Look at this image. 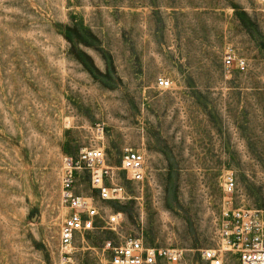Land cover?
<instances>
[{
	"label": "rangeland",
	"instance_id": "1",
	"mask_svg": "<svg viewBox=\"0 0 264 264\" xmlns=\"http://www.w3.org/2000/svg\"><path fill=\"white\" fill-rule=\"evenodd\" d=\"M229 50L246 72L225 73ZM89 146L117 167L140 148L147 177L115 170L105 200L81 174L99 216L64 260L63 157ZM230 205L264 211V0H0V264H108L128 235L195 263Z\"/></svg>",
	"mask_w": 264,
	"mask_h": 264
},
{
	"label": "built area",
	"instance_id": "2",
	"mask_svg": "<svg viewBox=\"0 0 264 264\" xmlns=\"http://www.w3.org/2000/svg\"><path fill=\"white\" fill-rule=\"evenodd\" d=\"M223 66L228 76L244 73L248 68L244 56L234 50L224 53ZM158 82L168 85L169 79L159 77ZM98 136L104 133L100 123L95 125ZM61 172V198L68 212L60 229V247L62 259L68 260L73 252L74 241L78 233L96 227L99 210L92 196L78 191L81 174L87 173L92 187L105 200L122 196L123 185L114 182L115 170L122 169L132 180L143 181L147 177L146 154L140 148L125 147L120 166L107 163V154L101 146L82 148L78 155L63 157ZM237 181L231 173L224 180V194L230 197L236 189ZM123 217L122 211L110 216V224L118 225ZM219 244L217 247L203 248L199 261L190 264H226L229 255L235 258L233 264H264V211L245 206H224L218 225ZM104 250L109 253L108 264H189L185 253L178 248L147 244L136 235L125 236L117 242L115 239L104 241Z\"/></svg>",
	"mask_w": 264,
	"mask_h": 264
},
{
	"label": "trees",
	"instance_id": "3",
	"mask_svg": "<svg viewBox=\"0 0 264 264\" xmlns=\"http://www.w3.org/2000/svg\"><path fill=\"white\" fill-rule=\"evenodd\" d=\"M81 60L84 63V65L86 66V68H88L89 70L92 71L93 68H95L93 60L88 54H85L84 58H81Z\"/></svg>",
	"mask_w": 264,
	"mask_h": 264
}]
</instances>
